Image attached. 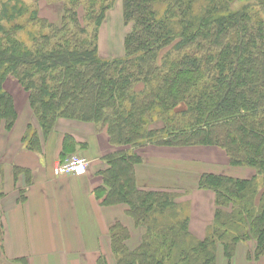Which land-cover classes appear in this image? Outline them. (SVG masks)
Masks as SVG:
<instances>
[{
    "label": "trees",
    "instance_id": "1",
    "mask_svg": "<svg viewBox=\"0 0 264 264\" xmlns=\"http://www.w3.org/2000/svg\"><path fill=\"white\" fill-rule=\"evenodd\" d=\"M60 1L59 24L24 0L0 2V123L11 132L20 120L17 83L32 109L30 150L40 151L62 119L107 127L113 151L97 192L104 205L126 207L140 237L135 246L129 226L111 224V254L98 264H219V252L234 264L241 245L248 260L262 259L264 0H122L129 30L124 52L110 58L99 54L97 30L116 0ZM37 20L47 25L28 45L19 33ZM63 141L64 151L76 144L71 134ZM146 144L216 147L229 165L257 175H201L198 186L215 193L216 209L200 237L181 194L138 186L132 166L142 157L127 149Z\"/></svg>",
    "mask_w": 264,
    "mask_h": 264
},
{
    "label": "crops",
    "instance_id": "2",
    "mask_svg": "<svg viewBox=\"0 0 264 264\" xmlns=\"http://www.w3.org/2000/svg\"><path fill=\"white\" fill-rule=\"evenodd\" d=\"M20 111L13 131L5 130L0 123V170L4 168L0 175V210L4 212L0 249L4 257L13 264L21 258L29 259L30 264H74V260L75 264H98L100 255L111 249V221L126 215L124 205H104L105 197L97 192L102 184L100 171L109 166L104 157L111 153L106 131L101 128L98 132L93 123L62 119L41 150L33 151L24 140L32 116L28 101ZM26 116L28 121L20 132L19 126ZM66 134H71L76 143L88 140L95 145L97 156L90 158L89 169L83 175L53 173L54 163L68 155V150L63 149ZM127 150L142 157L141 162L132 166L139 187L156 191L182 189L170 190V194L176 195L210 194V210L204 207L205 196L201 203L193 196L188 199L191 228L201 232L192 231L203 237L214 218L215 193L196 188L203 173H226L224 168L229 162L225 152L216 147L155 144Z\"/></svg>",
    "mask_w": 264,
    "mask_h": 264
},
{
    "label": "rangeland",
    "instance_id": "3",
    "mask_svg": "<svg viewBox=\"0 0 264 264\" xmlns=\"http://www.w3.org/2000/svg\"><path fill=\"white\" fill-rule=\"evenodd\" d=\"M2 0H0L1 2ZM109 0H107L108 3ZM25 4L27 6H30L31 9H38V15L40 17H43L44 19L47 20L48 23H56L59 24L60 23V19L62 14L64 13V2L60 1V0H24ZM80 13H84L83 9L80 10ZM106 19H103L102 23L100 24L99 29L97 30L98 33V44H99V54L100 56L104 57V58H110V57H114V56H119L121 53L124 52V39H125V35L129 30V25L125 22L124 16H123V11H122V0H116L115 3L112 5L111 7V11L109 13H107L106 15ZM25 21V20H23ZM21 21V22H23ZM41 25H47V23L43 24V22H40L39 20L35 21L32 25H29L25 30H23L22 32L19 33V38H21L23 41H25L28 45L32 44V36L35 34L37 35L39 33L40 28L42 27ZM95 23H91L88 26V31L86 32V34H90L91 36L96 33L95 30ZM48 28V27H46ZM45 28V29H46ZM194 50V49H192ZM12 92L14 93V95L17 97L19 106L21 108V105L24 104L26 101V95L24 90L19 86V84L15 83V85H13L12 87ZM28 121V116L24 117L20 126H19V131L22 132V130L24 129L26 123ZM97 126V130L98 132L101 131V128H104V130H107L106 126L101 127V125H96ZM155 126L159 127V123L155 124ZM77 141L75 140V143ZM78 145V146H77ZM68 150V155H66L63 158H60L61 160H65L67 158L74 156H82L85 157L86 159H88V161L90 160V158L94 159L97 156V151L95 149V145L93 144L92 141H88V140H81L78 143L75 144L74 147H70L67 149ZM104 150L101 149V152L103 153ZM111 151H113V149H111ZM116 152V151H115ZM105 154V152H104ZM103 154V156H105ZM106 157V156H105ZM90 162V161H89ZM227 168H224V172H226V174L231 175V176H235V177H239V178H252L255 177L257 175L256 171L253 168H239V167H233L231 165H229ZM230 169H235V170H230ZM3 170H0V175H3ZM204 174V173H203ZM201 177V176H200ZM258 179H259V185L261 186V189L263 188V176L258 175ZM168 191H163L162 192H167V195L170 194V190H174V191H181L182 189H174V188H165ZM197 190H201V191H205V192H209V190L203 189V188H196ZM260 189V187H259ZM212 192V191H211ZM182 197H180L181 200L183 201H188L189 198H191L193 196V193L191 192H184L181 193ZM205 196V208H207V210H210V205L213 206V199L211 198L210 194H200V195H196L193 196V200L195 198H197L196 201H198L199 203L202 202V198ZM24 197V196H23ZM123 205V204H122ZM174 206V205H173ZM187 207H190V205L186 204ZM175 209L177 210V206H174ZM183 207V204H182ZM184 215L189 214L190 215V210L186 207H184ZM207 212H204L202 214H207ZM125 216H119V218H113L111 222H113L112 224L116 223V222H120L123 223L125 226H129V228L131 229V233L135 234L132 239L130 240V243L132 242L135 246H137L139 244L138 241V237H140V233L136 234L137 231H135V224L133 223V219L131 217H129L126 213L125 210ZM2 216V219H1ZM4 212H0V223H3L4 226ZM157 218V216H153L151 219L155 220ZM150 219V220H151ZM150 220H148L149 224H150ZM2 221V222H1ZM192 230H194V232H201V231H197V228H192ZM132 235V234H131ZM198 235V234H197ZM206 235V234H205ZM249 243V242H248ZM252 243V242H251ZM252 247H254V244L252 243L251 245ZM248 246L247 245H241L238 249L237 255L235 256L234 259V264H264V256L262 257V259L260 260H256V261H250L247 259V251H248ZM106 254H111L109 249H106ZM62 261V260H61ZM65 261V260H64ZM27 264H30L29 259L26 260ZM77 261L74 260V264ZM32 264H36L35 261L31 262ZM65 262H63L64 264ZM0 264H13L10 263L3 255L1 249H0ZM16 264H25V262L20 261L19 263ZM219 264H224V258L222 253L219 252Z\"/></svg>",
    "mask_w": 264,
    "mask_h": 264
},
{
    "label": "built area",
    "instance_id": "4",
    "mask_svg": "<svg viewBox=\"0 0 264 264\" xmlns=\"http://www.w3.org/2000/svg\"><path fill=\"white\" fill-rule=\"evenodd\" d=\"M83 166V172H77V170L82 171L80 167ZM89 169V161L82 156H72L65 160H57L53 166V173L55 176L63 175H83Z\"/></svg>",
    "mask_w": 264,
    "mask_h": 264
},
{
    "label": "clouds",
    "instance_id": "5",
    "mask_svg": "<svg viewBox=\"0 0 264 264\" xmlns=\"http://www.w3.org/2000/svg\"><path fill=\"white\" fill-rule=\"evenodd\" d=\"M80 169H82V171L77 170V172H83V170H84V169H83V166H81Z\"/></svg>",
    "mask_w": 264,
    "mask_h": 264
}]
</instances>
